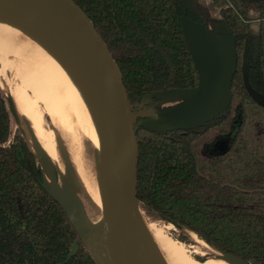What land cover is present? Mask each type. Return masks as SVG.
Masks as SVG:
<instances>
[{"label":"trees","instance_id":"1","mask_svg":"<svg viewBox=\"0 0 264 264\" xmlns=\"http://www.w3.org/2000/svg\"><path fill=\"white\" fill-rule=\"evenodd\" d=\"M75 1L115 58L136 115L140 207L224 254L264 264V105L245 76L246 67L249 84L264 94V0H229L234 6L223 7L237 55L227 103L206 120L163 128L144 122L145 98L200 82L180 1ZM250 8L258 12L256 30L241 20ZM13 116L0 84V264H99L27 138L14 131ZM236 120L231 146L215 154L212 145ZM190 237L178 238L189 243Z\"/></svg>","mask_w":264,"mask_h":264},{"label":"bare ground","instance_id":"2","mask_svg":"<svg viewBox=\"0 0 264 264\" xmlns=\"http://www.w3.org/2000/svg\"><path fill=\"white\" fill-rule=\"evenodd\" d=\"M9 70L21 79L14 89L5 82ZM0 84L13 111L31 121L50 155L57 149L44 111L65 131L77 171L108 228L106 238L112 224L115 166L102 80L80 38L46 0H0ZM83 136L97 151L95 162L80 153ZM47 177L51 183L52 177ZM167 224L142 221L136 264H233L212 255L198 260L187 244L166 230Z\"/></svg>","mask_w":264,"mask_h":264},{"label":"water","instance_id":"3","mask_svg":"<svg viewBox=\"0 0 264 264\" xmlns=\"http://www.w3.org/2000/svg\"><path fill=\"white\" fill-rule=\"evenodd\" d=\"M46 1L60 13L80 38L103 84L104 106L113 143L115 180L111 229L105 238V230L107 231L108 228L106 229L104 224L103 242L99 245L98 256L93 255L99 264H136L143 221L137 195L136 118L121 70L94 22L75 0ZM185 33L200 73V82L198 87L189 91L197 92V96L178 117L176 125H190L208 119L212 115L215 98L221 91L227 94L225 105L231 92L230 82L237 68L235 49L229 43L222 41L212 30L198 23L191 25ZM245 76L250 93L264 105V94L249 84L246 67ZM237 121L230 132L218 138L212 145L215 154L229 149L230 141H233L237 132ZM64 203L66 204L65 201ZM68 210L72 221L79 228L80 214L75 208L68 207ZM234 259L236 258L231 262L237 264Z\"/></svg>","mask_w":264,"mask_h":264},{"label":"rangeland","instance_id":"4","mask_svg":"<svg viewBox=\"0 0 264 264\" xmlns=\"http://www.w3.org/2000/svg\"><path fill=\"white\" fill-rule=\"evenodd\" d=\"M179 1L184 12L183 22L186 32L190 29L191 25L198 23L204 24L202 19V17H204L209 22L205 25H208V27L216 35H219L222 41L229 43L230 31L227 27V20L225 19L222 10L223 7L228 4L234 6L232 2L226 0L227 2L225 4L223 0H220L221 2H223V4L221 3L222 5H220V3H218L219 1L214 2L215 0ZM257 13V10L250 8L247 17L243 16L241 17V20L244 23H249L252 26L253 30H256L259 24L258 19H256ZM12 56L16 57V55ZM7 73L9 78H5L6 85L7 87L9 86V88L14 89L18 85V83H20L21 79L20 77L13 75L10 70ZM189 91H191V89H169L160 91L154 95L147 96L143 105L140 106V112L142 114H145L144 122L147 125L153 127H168L176 125L178 117L182 114L183 111L188 108V106L197 96V92ZM226 99V92H219L215 98L211 114L216 113L224 105ZM13 114L14 131H16L17 129L21 130L27 140L30 141L29 143L33 151L35 152L44 168L47 180V175H50L52 177L51 183L49 181L48 182L52 186L54 192L66 202L69 209L75 208L76 211L80 214L81 223L79 228L88 243L90 251L97 257L99 245L103 242L104 219L101 218L99 207L95 204V202L91 200V197L85 189L82 178L77 171L76 164L72 159V154L70 152V148L68 145L69 142L65 131L58 128L52 122L49 114L44 111V123L48 126V128L54 130V142L57 150L56 154L52 156L43 147L42 142L40 141L39 137L35 133L34 128L32 127L31 121L24 115H17L14 111ZM28 130H31V132ZM230 142L232 144V141ZM82 143L80 147V153L83 154V158L86 161L95 162L97 159V151L95 147L86 137L82 139ZM141 215L144 223L155 221L160 225H164L165 223L167 224L166 221L146 212V210H144L143 208H141ZM167 225L168 227L166 228V230H168V232L177 239H179L178 237L182 235V232H186L187 234H190L192 236V238L190 237L189 243H186L182 240L181 241L188 245V248L194 253L193 255L198 260H203L207 256L211 255L224 257L229 261L233 259V257L229 256L228 254L222 253L219 249H217L207 241L206 243H204L198 240L196 237H193L191 230L175 224ZM234 260L237 264H243L242 261L238 259Z\"/></svg>","mask_w":264,"mask_h":264}]
</instances>
